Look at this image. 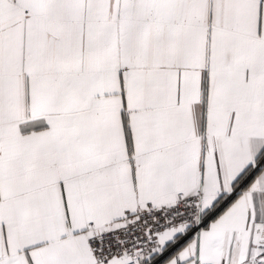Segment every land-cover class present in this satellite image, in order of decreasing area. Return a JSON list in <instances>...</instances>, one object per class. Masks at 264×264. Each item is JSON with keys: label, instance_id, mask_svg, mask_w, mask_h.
Here are the masks:
<instances>
[{"label": "snow or ice", "instance_id": "6c2138e0", "mask_svg": "<svg viewBox=\"0 0 264 264\" xmlns=\"http://www.w3.org/2000/svg\"><path fill=\"white\" fill-rule=\"evenodd\" d=\"M0 264H264V0H0Z\"/></svg>", "mask_w": 264, "mask_h": 264}]
</instances>
